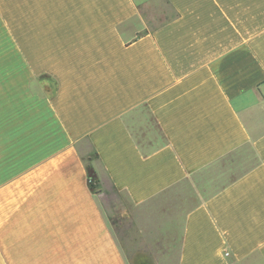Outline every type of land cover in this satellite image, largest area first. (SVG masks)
<instances>
[{
  "label": "crops",
  "instance_id": "1",
  "mask_svg": "<svg viewBox=\"0 0 264 264\" xmlns=\"http://www.w3.org/2000/svg\"><path fill=\"white\" fill-rule=\"evenodd\" d=\"M146 250L264 264V0H0V264Z\"/></svg>",
  "mask_w": 264,
  "mask_h": 264
},
{
  "label": "rangeland",
  "instance_id": "2",
  "mask_svg": "<svg viewBox=\"0 0 264 264\" xmlns=\"http://www.w3.org/2000/svg\"><path fill=\"white\" fill-rule=\"evenodd\" d=\"M48 81L51 83L50 80H48ZM51 88L54 90V86L52 85V83H51ZM85 162H86L89 170H91L94 173V176L96 177L95 174H96V171H98L97 170L98 164H97V162L95 160V156L93 155L92 152H88L85 155ZM100 187H101V185H100ZM106 211L108 213L109 220L111 221V223L118 225L119 222L115 219V216H113L110 207H108L107 205H106ZM117 225H115V228ZM117 228H118L117 233L119 236V240L121 241V243L125 247L126 254L132 259V256L133 255L135 256L138 252H137L135 244L131 243L132 238H131L130 230L125 227V224L122 226H117ZM143 254H145V257L147 255V258H145L146 262L143 264H155V262L152 261V257H151L153 255V251H147L146 250L143 252ZM132 264H133V262H132Z\"/></svg>",
  "mask_w": 264,
  "mask_h": 264
},
{
  "label": "trees",
  "instance_id": "3",
  "mask_svg": "<svg viewBox=\"0 0 264 264\" xmlns=\"http://www.w3.org/2000/svg\"><path fill=\"white\" fill-rule=\"evenodd\" d=\"M53 92H55V87H54ZM93 155L96 158L95 153H93ZM86 168H87V172H88V175H89V188L91 189V191L93 193H95V194L99 193L100 190H101V187L99 185V182H98L97 178L94 176V173L91 170H89L88 166H86Z\"/></svg>",
  "mask_w": 264,
  "mask_h": 264
}]
</instances>
